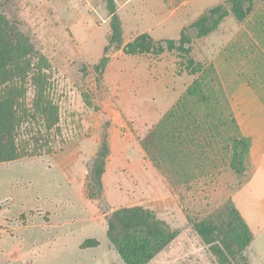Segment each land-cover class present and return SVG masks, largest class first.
I'll return each instance as SVG.
<instances>
[{
    "label": "rangeland",
    "instance_id": "rangeland-1",
    "mask_svg": "<svg viewBox=\"0 0 264 264\" xmlns=\"http://www.w3.org/2000/svg\"><path fill=\"white\" fill-rule=\"evenodd\" d=\"M227 1L0 0V11L49 59L60 118L39 155L0 163V264H125L108 238L109 218L137 206L179 232L149 264H220L193 221L229 197L254 233L249 264H264V0L243 21L230 13L206 36L191 30L188 53L124 50L143 33L156 48L179 42L184 28ZM114 12L123 45L113 40ZM190 60L217 71L252 139L251 165L243 176L228 171L174 188L143 140L198 77ZM106 135L100 199L90 194L89 171Z\"/></svg>",
    "mask_w": 264,
    "mask_h": 264
},
{
    "label": "trees",
    "instance_id": "trees-1",
    "mask_svg": "<svg viewBox=\"0 0 264 264\" xmlns=\"http://www.w3.org/2000/svg\"><path fill=\"white\" fill-rule=\"evenodd\" d=\"M254 1L228 0L211 8L184 28L179 42L169 39L167 46L156 48L151 35L143 33L124 50L159 53L168 48L188 53L191 30L199 37L206 36L230 13L243 21ZM113 30V40L123 45L122 22L115 12ZM108 60L102 58L103 68ZM189 64L191 74L198 77L143 140L144 149L174 188L228 171L243 176L251 165L252 139L243 133L217 71L193 60ZM51 70L49 59L27 33L0 11V163L39 155V150L49 145L48 133L58 130L59 111L50 92ZM109 155L106 135L90 165V194L94 198H103ZM193 225L220 264H249L247 250L254 233L232 197ZM178 233L154 210L141 206L118 209L109 218L108 238L125 264H149Z\"/></svg>",
    "mask_w": 264,
    "mask_h": 264
}]
</instances>
